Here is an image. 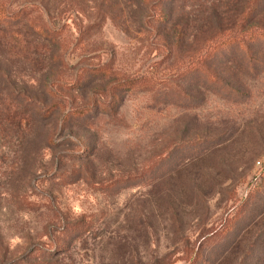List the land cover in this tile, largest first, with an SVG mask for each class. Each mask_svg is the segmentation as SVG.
<instances>
[{
	"label": "rangeland",
	"instance_id": "1",
	"mask_svg": "<svg viewBox=\"0 0 264 264\" xmlns=\"http://www.w3.org/2000/svg\"><path fill=\"white\" fill-rule=\"evenodd\" d=\"M0 6V264H264V0Z\"/></svg>",
	"mask_w": 264,
	"mask_h": 264
},
{
	"label": "trees",
	"instance_id": "2",
	"mask_svg": "<svg viewBox=\"0 0 264 264\" xmlns=\"http://www.w3.org/2000/svg\"><path fill=\"white\" fill-rule=\"evenodd\" d=\"M17 15H19V11L7 13L0 6V22L7 23V22H10L12 20H15L17 18ZM248 33H249L248 38H252L255 35L256 31L255 30H251V28H249ZM260 34L264 36V32L263 33H260ZM240 41L241 42H244L245 39L243 38V39L240 40V39H236V38H233V37H225V38H221L219 40H216L212 44H210V45L207 46L206 54H205L204 57H205V59H208L209 56L212 54V52H214L217 48L224 47V46H228V45L233 44V43H239ZM200 60L202 61L203 58L197 57L196 59L191 60L190 65H192V67H193L198 62H200ZM133 82L134 81H131V80H124V81L118 83V85L120 84V86H122V87L129 88V87L132 86V83ZM70 113H72V114L73 113L74 114L75 113L76 114H81V111H79V110L76 109V110L71 111ZM258 180L259 181H262V184H264V167H263L262 171L258 175ZM263 186L264 185H262L261 187H263ZM230 226H231V223L225 224L224 227L218 233L225 232L227 229H230ZM193 257H194L193 260L188 261L186 264H194L196 262V260H198L200 258L199 257V253H197L195 251Z\"/></svg>",
	"mask_w": 264,
	"mask_h": 264
}]
</instances>
